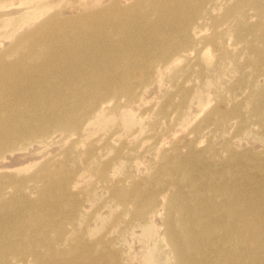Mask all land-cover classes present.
I'll return each mask as SVG.
<instances>
[{"label":"rangeland","instance_id":"374dc122","mask_svg":"<svg viewBox=\"0 0 264 264\" xmlns=\"http://www.w3.org/2000/svg\"><path fill=\"white\" fill-rule=\"evenodd\" d=\"M1 122L0 264H264V0L0 1Z\"/></svg>","mask_w":264,"mask_h":264},{"label":"bare ground","instance_id":"6f19581e","mask_svg":"<svg viewBox=\"0 0 264 264\" xmlns=\"http://www.w3.org/2000/svg\"><path fill=\"white\" fill-rule=\"evenodd\" d=\"M0 1H5V0H0ZM100 79V78H99ZM91 81H92V79H91ZM85 83H86V81H85ZM88 83V82H87ZM73 86H74V84H73ZM73 86L72 87H69V89L71 88V90H73L72 88H73ZM75 87V86H74ZM102 82L101 81H99L98 80V77L96 78H93V82L91 83L90 82V85H82V87H79L78 88V90L81 88L82 90H84V89H91V88H93V89H95L96 90V94L89 100V104H95V103H97V102H99L100 100H101V92H102ZM69 89H68V91H69ZM74 90H77V88L75 87L74 88ZM92 90V89H91ZM81 90H79V91H76V92H78V94H79V92H80ZM70 92V91H69ZM71 92H73V91H71ZM75 91H74V93H76ZM82 93H83V91H81ZM84 93H85V91H84ZM84 93H83V95H84ZM77 94V93H76ZM76 94H74V96H73V98L70 96V93H69V96L72 98H66V97H68V96H63V95H60L59 97H55V99H52L51 101H47L46 103H44V105H43V107L42 108H48V109H53V108H58L59 110H61L62 108H64V107H66V104H68V102H72V104L74 103V101L75 102H77L78 103V105H81L82 104V102L84 101V98H83V95L82 96H80V94L78 95H76ZM72 95V94H71ZM86 103V102H85ZM70 104V103H69ZM68 104V105H69ZM75 104V103H74ZM87 104V103H86ZM88 105V104H87ZM75 111H78V110H76L75 109ZM22 117L25 119V120H27L28 121V117H29V113H28V111H24V112H22ZM29 122V121H28ZM4 122H1V126L0 127H4ZM39 132H41V131H39ZM39 138V137H38ZM1 145H0V151H1V149L4 147V146H2V143H0ZM16 150H19L18 148H15ZM10 153H13V152H10ZM187 233H188V231H186ZM249 233V232H248ZM251 233H253V232H251ZM250 234V233H249ZM248 234V235H249ZM251 236V235H250ZM256 238H257V235L256 234H253L252 235V239H251V241H253L252 243H254V244H256ZM249 239H250V237H249ZM246 241V240H245ZM180 249V248H179ZM171 252H174V254H176L177 252H179L178 251V248L174 245V248L171 250ZM140 258V257H139ZM143 260V259H142ZM149 260H147L146 262H148ZM144 264H146V263H144ZM148 264V263H147Z\"/></svg>","mask_w":264,"mask_h":264}]
</instances>
